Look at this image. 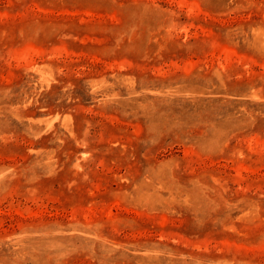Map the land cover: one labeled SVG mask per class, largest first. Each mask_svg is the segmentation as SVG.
<instances>
[{
    "label": "rangeland",
    "instance_id": "rangeland-1",
    "mask_svg": "<svg viewBox=\"0 0 264 264\" xmlns=\"http://www.w3.org/2000/svg\"><path fill=\"white\" fill-rule=\"evenodd\" d=\"M0 264H264V0H0Z\"/></svg>",
    "mask_w": 264,
    "mask_h": 264
}]
</instances>
